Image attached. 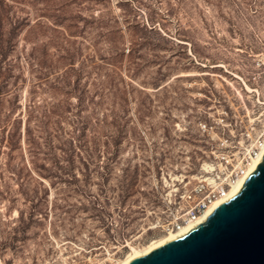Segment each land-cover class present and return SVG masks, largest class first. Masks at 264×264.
I'll return each instance as SVG.
<instances>
[{
    "label": "rangeland",
    "instance_id": "374dc122",
    "mask_svg": "<svg viewBox=\"0 0 264 264\" xmlns=\"http://www.w3.org/2000/svg\"><path fill=\"white\" fill-rule=\"evenodd\" d=\"M223 112L263 141L264 0H0V264L167 234Z\"/></svg>",
    "mask_w": 264,
    "mask_h": 264
},
{
    "label": "water",
    "instance_id": "95a60500",
    "mask_svg": "<svg viewBox=\"0 0 264 264\" xmlns=\"http://www.w3.org/2000/svg\"><path fill=\"white\" fill-rule=\"evenodd\" d=\"M128 264H264V152L203 221Z\"/></svg>",
    "mask_w": 264,
    "mask_h": 264
},
{
    "label": "built area",
    "instance_id": "2783aa9c",
    "mask_svg": "<svg viewBox=\"0 0 264 264\" xmlns=\"http://www.w3.org/2000/svg\"><path fill=\"white\" fill-rule=\"evenodd\" d=\"M256 93L255 89H252ZM208 136V159L203 161L194 182L185 185L178 195V205L172 211V219L162 224L165 232L178 230L199 219L216 201L225 199L233 187L243 182L247 170L257 156L260 142H244L239 133L235 140L232 123L227 113L219 117L215 125L200 124Z\"/></svg>",
    "mask_w": 264,
    "mask_h": 264
},
{
    "label": "bare ground",
    "instance_id": "6f19581e",
    "mask_svg": "<svg viewBox=\"0 0 264 264\" xmlns=\"http://www.w3.org/2000/svg\"><path fill=\"white\" fill-rule=\"evenodd\" d=\"M248 92H252V90H250V88L246 87ZM264 152V139L263 141L260 142V147H259V151L257 153V156L253 159L252 164L250 165V167L247 170V174L251 173L255 167L257 166L262 154ZM242 184L239 183L237 186L233 187V189L230 191V193L227 195V197L225 199L216 201L210 208H208V210L199 218L197 219L195 222H191L188 223L186 225H184L183 227H181L178 230H174V231H168L167 234L151 240L147 245L141 247V248H134L132 246L129 247V251L128 253L124 256L123 259L119 260L118 262H116L115 264H128L131 260L144 255L150 251H152L153 249L163 245L164 243L172 240L173 238L179 236L180 234H182L183 232L187 231L188 229H190L191 227H193L195 224L201 222L204 220V218L208 215V213L214 209L217 205H219L220 203H222L223 201L227 200L229 197H231L232 195H234L237 190L239 189L240 185Z\"/></svg>",
    "mask_w": 264,
    "mask_h": 264
},
{
    "label": "trees",
    "instance_id": "16d2710c",
    "mask_svg": "<svg viewBox=\"0 0 264 264\" xmlns=\"http://www.w3.org/2000/svg\"><path fill=\"white\" fill-rule=\"evenodd\" d=\"M20 121V119H18ZM19 123V122H18ZM28 133V132H27ZM42 168L47 172V169L44 167V165H42ZM45 177H49V175H45Z\"/></svg>",
    "mask_w": 264,
    "mask_h": 264
}]
</instances>
